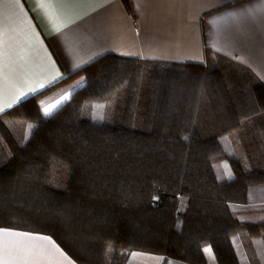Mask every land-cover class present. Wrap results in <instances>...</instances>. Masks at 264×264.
Here are the masks:
<instances>
[{
  "label": "trees",
  "instance_id": "trees-1",
  "mask_svg": "<svg viewBox=\"0 0 264 264\" xmlns=\"http://www.w3.org/2000/svg\"><path fill=\"white\" fill-rule=\"evenodd\" d=\"M77 80L43 116L39 101ZM233 134L230 157L220 139ZM260 185L264 87L220 57L194 66L106 56L0 114V228L48 236L77 264H123L132 252L206 264L205 247L228 264L221 241L264 238V220L234 211Z\"/></svg>",
  "mask_w": 264,
  "mask_h": 264
},
{
  "label": "crops",
  "instance_id": "crops-1",
  "mask_svg": "<svg viewBox=\"0 0 264 264\" xmlns=\"http://www.w3.org/2000/svg\"><path fill=\"white\" fill-rule=\"evenodd\" d=\"M0 34V114L106 56L194 66L220 57L264 87V0H129V10L121 0H0ZM79 82L42 98L43 116ZM235 136L220 139L230 157L238 153ZM219 168L220 179H233L228 163ZM234 211L242 221L264 220V185L251 187ZM0 230L4 264H77L48 236ZM221 247L228 264H264V238L239 234ZM203 254L217 264L209 247ZM123 264L186 263L132 252Z\"/></svg>",
  "mask_w": 264,
  "mask_h": 264
},
{
  "label": "rangeland",
  "instance_id": "rangeland-1",
  "mask_svg": "<svg viewBox=\"0 0 264 264\" xmlns=\"http://www.w3.org/2000/svg\"><path fill=\"white\" fill-rule=\"evenodd\" d=\"M79 86H80V82L75 85V88H78ZM52 93H53V91L51 93H49L48 95H50V94L52 95ZM40 104H41V102L39 101V105ZM102 105H103L102 103H96V104H94V106H93V115H92L93 122H97L99 119H101V113H102V110H103ZM226 163H228V162H226Z\"/></svg>",
  "mask_w": 264,
  "mask_h": 264
},
{
  "label": "snow or ice",
  "instance_id": "snow-or-ice-1",
  "mask_svg": "<svg viewBox=\"0 0 264 264\" xmlns=\"http://www.w3.org/2000/svg\"><path fill=\"white\" fill-rule=\"evenodd\" d=\"M16 2L17 3H19V0H16ZM0 35H2V34H0ZM0 72H2V68H0ZM43 85H41V87H42ZM21 95H22V93H21ZM18 98V97H17ZM65 99H66V97H64ZM53 107H55L54 105H50V106H48V107H45L44 108V112H45V114H48L49 112H51V110H52V108ZM3 109L2 108H0V111H2ZM0 231H3V230H0ZM44 239H47V238H44ZM206 251H207V249H206ZM0 264H4V261L2 260V259H0Z\"/></svg>",
  "mask_w": 264,
  "mask_h": 264
}]
</instances>
